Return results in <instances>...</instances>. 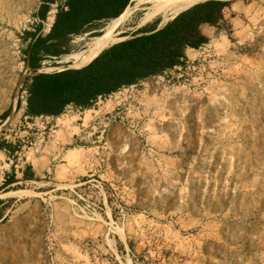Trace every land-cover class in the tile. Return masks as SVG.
Masks as SVG:
<instances>
[{
    "label": "rangeland",
    "instance_id": "374dc122",
    "mask_svg": "<svg viewBox=\"0 0 264 264\" xmlns=\"http://www.w3.org/2000/svg\"><path fill=\"white\" fill-rule=\"evenodd\" d=\"M42 1L0 0V117L27 96L26 33ZM141 1L119 38L170 20L167 10L139 29ZM219 1L225 21L183 66L53 120L9 115L1 137L29 159L47 153L51 124L84 130L54 138L53 179L0 202V264H264V0ZM107 23L68 38L36 72L68 68ZM25 122L41 125L40 139Z\"/></svg>",
    "mask_w": 264,
    "mask_h": 264
},
{
    "label": "trees",
    "instance_id": "16d2710c",
    "mask_svg": "<svg viewBox=\"0 0 264 264\" xmlns=\"http://www.w3.org/2000/svg\"><path fill=\"white\" fill-rule=\"evenodd\" d=\"M55 2L58 5L49 32L38 33L41 27L38 24L35 31L26 33L30 37L26 63L32 75L24 116L56 117L67 106L88 109L98 98L183 66L187 62L186 48L198 49L207 43L199 33V25L217 26L223 9L228 6L227 1L219 0L197 3L159 29L139 31L83 64L51 73H37L44 60L64 53L62 45L68 38L93 24L120 17L132 0H43L36 17L44 20L49 4ZM9 183L6 180L4 186Z\"/></svg>",
    "mask_w": 264,
    "mask_h": 264
},
{
    "label": "crops",
    "instance_id": "0c3cea01",
    "mask_svg": "<svg viewBox=\"0 0 264 264\" xmlns=\"http://www.w3.org/2000/svg\"><path fill=\"white\" fill-rule=\"evenodd\" d=\"M42 3H43V1L40 3V5ZM57 5H58V2H55L53 4H49L50 7H49V10H48L46 17H45L46 20H47L49 15H53V21H54ZM36 18L38 19L39 23L43 24L45 19L40 20L38 17H36ZM224 21H225V15H223V17L219 21L218 25H220ZM160 23H159V26L156 27L157 29L162 27V26H160ZM198 30H199L200 35L205 37L207 39V43H209L210 39L216 35V32L219 31V28L216 26H211L209 24L203 23V24L199 25ZM48 32H49V30L45 31V33L42 35H45ZM131 36L123 37V40L131 38ZM123 40H121V41H123ZM207 43L202 44L198 49L186 48L184 50L186 61L191 60L190 57L196 56V54L201 50V48L203 46H206ZM176 67H179V66H176ZM176 67H174V68H176ZM153 77H155V76H153ZM135 85L125 87V88H131ZM122 89H124V88H122ZM122 89H120L119 91H121ZM117 92L112 93V94H110L104 98H98L92 104L91 107H93V105L97 104L98 101L101 102V100H106V98H108V97L111 98L112 95H115ZM26 98H27V96H25L23 102L16 103L15 107L14 106L11 107L9 110V115L14 110L16 111L17 106H18V108L21 109V118L32 119V117L24 116L25 109H26ZM67 109H80V108H76L74 106H67L64 109V111ZM9 115L4 117L5 116V114H4V115H2V117H0V123H2L4 121L2 125L0 124V130H2V127L4 126V123L6 122V120L9 118ZM46 118L51 119V120L54 119L53 116H47ZM25 124H26V129L34 130V132L31 134L34 136V138L36 140L41 138V133H42V132H40L41 128H42L41 125H38L36 122L35 123L25 122ZM82 126H83V123H77V122L71 123L70 125L57 124V123H55V125L51 124V126L49 128V133H48V138H50V139L48 141L49 145H48L47 153H43V151H42L41 154H37V155L35 154L33 159H29V157L27 156V152H17L15 150L16 149L15 147H18V146H16V143H15L16 140L14 139V137L10 138L8 140V139H6L7 136L1 137V135H3V134L0 131V156H1L0 157V181L2 180V182L0 183V186H1V188H0V202L2 200H10V199L16 200V198H18V196H19L18 195L19 193L27 191V190H23V189L18 188L17 187L18 185L28 184V183L37 184L40 182L43 183V181H41L42 178L53 179L55 168L60 165L59 163L62 160V159L57 158L58 164L57 165L54 164L55 160H57L55 158L57 152L54 151V138L59 139V138L63 137L65 139H68L70 142H71V140L74 141V138L76 140L77 135L79 134V133L77 134L73 131L74 128H77L79 132H82L84 130V129H82ZM22 128L25 129V126H22ZM7 130H9V129H7ZM14 130L15 129H11L9 131L11 132ZM28 130L21 131L19 129L18 132L14 133L15 137L21 138V140L17 141V143L20 144V142H24V138L26 136L25 134H28ZM59 142H60V140H56V143H55L56 148L60 147ZM46 147H47V144H46ZM16 155H18V157L15 158ZM11 159H13V160H11ZM50 175H52V177ZM6 180L10 183L6 184L4 186V182ZM45 183L50 184L49 182H45ZM5 203H7V201H4L2 204H5Z\"/></svg>",
    "mask_w": 264,
    "mask_h": 264
},
{
    "label": "bare ground",
    "instance_id": "6f19581e",
    "mask_svg": "<svg viewBox=\"0 0 264 264\" xmlns=\"http://www.w3.org/2000/svg\"><path fill=\"white\" fill-rule=\"evenodd\" d=\"M204 1L207 0H142L140 4L144 5L147 8V11L139 20L137 27L139 29L143 28L148 23L152 22L156 17H158L162 12H165L167 10H170V12L172 13V16L170 18L172 19L178 13L197 3H201ZM134 10L135 7L131 8L130 6H128L125 12L120 17L110 20L107 23L99 36L92 38V41L89 44L90 46L86 51L69 56L68 60H71L70 67H75L87 62L91 58L96 57L104 49L123 40V38H119L118 36L120 35L122 28L131 20V16ZM50 21L51 23L53 22V17L50 18ZM164 24L165 23L161 21L160 26H163Z\"/></svg>",
    "mask_w": 264,
    "mask_h": 264
},
{
    "label": "water",
    "instance_id": "95a60500",
    "mask_svg": "<svg viewBox=\"0 0 264 264\" xmlns=\"http://www.w3.org/2000/svg\"><path fill=\"white\" fill-rule=\"evenodd\" d=\"M120 42V41H119ZM38 73H40V72H38Z\"/></svg>",
    "mask_w": 264,
    "mask_h": 264
}]
</instances>
